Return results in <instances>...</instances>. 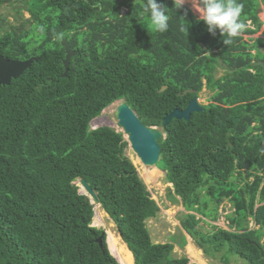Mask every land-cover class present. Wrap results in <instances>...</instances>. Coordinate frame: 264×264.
<instances>
[{
	"label": "trees",
	"instance_id": "obj_1",
	"mask_svg": "<svg viewBox=\"0 0 264 264\" xmlns=\"http://www.w3.org/2000/svg\"><path fill=\"white\" fill-rule=\"evenodd\" d=\"M157 2L168 7L165 33L150 26L146 0H0L15 10L14 22L0 14V55L34 58L0 85V264H121L77 179L95 191L134 264H195L173 252L187 235L223 264H264V67L255 63H264V39L242 37L259 29L260 1L238 0L253 28L231 45L184 5ZM63 39L74 51L66 75ZM204 87L201 111L162 125L193 97L184 90L201 96ZM118 99L164 133L156 167L186 211L169 242L150 237L146 220L160 207L123 133L90 128ZM225 199L228 228L210 222Z\"/></svg>",
	"mask_w": 264,
	"mask_h": 264
},
{
	"label": "rangeland",
	"instance_id": "obj_2",
	"mask_svg": "<svg viewBox=\"0 0 264 264\" xmlns=\"http://www.w3.org/2000/svg\"><path fill=\"white\" fill-rule=\"evenodd\" d=\"M259 1H260L259 17L261 19V24H260L259 29L253 34H242V37L249 42H253L256 40L258 42L259 39H264V1H261V0ZM183 5L187 9L191 10L192 13H194L199 18L200 14L199 12L196 11V7H198L197 0H184ZM21 13L23 17H28L29 15L28 12L25 10H23ZM0 14L2 16H5V18L9 22H14L15 10L12 8V6L3 4L0 7ZM247 26H249L250 28H253V25L250 22L248 23ZM222 74H223V71L220 69L216 72V76L218 77L221 76ZM205 91H206V88L204 87L203 92L200 93L201 96H199L198 98V101L201 103H206V100L203 98V94ZM113 104L114 103H111L110 105H108L106 109L110 106L112 107ZM117 105L113 108L114 110L117 108ZM104 109L97 117L91 120L90 128L92 129V128H97L100 126L112 127L115 130L122 132L124 134L125 140L128 142L126 133L123 131L122 127L118 125V122L115 118V115H114L115 111L112 113L110 110L107 111L106 109L105 110ZM125 152H126V155L131 159L133 163V159H134L133 157H136L138 155L133 151L129 143L125 149ZM148 167H151V166H148ZM136 169L138 171L137 167ZM157 169L158 171L156 170L155 180L152 183H148L139 171L138 173L140 177L143 179L144 183L146 184V187L148 191L150 192L151 197L157 202V204L160 207V211L156 217L146 220V226L149 230L150 237L153 242H156V243L163 242L164 243V242L170 241L171 235L179 234V232L181 231L179 217L181 216L183 212L185 213L186 211L180 203H177V202L173 203L169 200L168 192H169V189L172 190V184L167 182V180L165 179V172L163 170H160L159 168ZM73 183L77 185L80 193H84V194H87V196H89L87 191L81 185L80 179L75 180ZM90 201L94 203L95 205L98 204L97 202L93 200L92 197L90 198ZM232 211H233V208L231 206V203L227 199H225L218 206V219L216 221H210V220L209 221L212 224H216L224 228H228L227 227L228 223H227L225 216L226 214H230ZM94 215H95V210H94ZM101 218H102V221H101L102 225L100 224L95 227L104 229V232L106 233H107V230L110 229L118 236L119 234L117 232L115 222L112 220V218L106 212H105V215L103 214V216L101 214ZM249 222H250L249 224L253 226V222L251 218ZM92 225H93V221H92ZM204 227L208 228L207 225ZM173 252H174V255L176 256H181L183 254L187 255V257L190 260V263L223 264L221 263V261L218 260V258H215V257L209 258L205 256L202 250L196 246L194 241L188 235H187V244L183 248H180L178 245H175ZM228 264H242V261L241 260L236 261L235 258L232 257Z\"/></svg>",
	"mask_w": 264,
	"mask_h": 264
},
{
	"label": "water",
	"instance_id": "obj_3",
	"mask_svg": "<svg viewBox=\"0 0 264 264\" xmlns=\"http://www.w3.org/2000/svg\"><path fill=\"white\" fill-rule=\"evenodd\" d=\"M65 48L64 73L66 75L68 71V64L70 57L74 55V51L71 48L67 39L61 41ZM258 48H264V45H258ZM33 57L25 60H11L8 57L0 55V85L8 84L11 78L18 77L33 61ZM256 64H261L264 67V63L258 61ZM165 85L160 90H163ZM193 93V97L188 101L184 109L174 108L169 114H166L162 119V125L166 126L172 118L188 120L192 112H198L203 109V106L199 103V96L195 94L194 89H186L184 93ZM119 101L117 108L114 112L118 125L122 127L123 131L127 135V140L133 151L139 156L141 161L147 166H156L160 159V146L158 141L163 138L164 133L161 128L149 127L144 125L138 118L136 112L123 100L118 99L112 103ZM81 185L89 194V198L97 200V194L90 187V185L84 179H80ZM106 232H104L105 234ZM100 242L101 240L98 239ZM107 241V236H106Z\"/></svg>",
	"mask_w": 264,
	"mask_h": 264
},
{
	"label": "clouds",
	"instance_id": "obj_4",
	"mask_svg": "<svg viewBox=\"0 0 264 264\" xmlns=\"http://www.w3.org/2000/svg\"><path fill=\"white\" fill-rule=\"evenodd\" d=\"M183 3L184 0H173L176 8L182 7ZM197 4L199 19L204 22L212 35L215 36L219 31L224 37L225 45H231L247 27L245 21L241 19L244 5L238 0H197ZM167 10V5L158 3L157 0H146L143 13L149 17L150 26L154 31L159 33L168 31L170 17Z\"/></svg>",
	"mask_w": 264,
	"mask_h": 264
},
{
	"label": "bare ground",
	"instance_id": "obj_5",
	"mask_svg": "<svg viewBox=\"0 0 264 264\" xmlns=\"http://www.w3.org/2000/svg\"><path fill=\"white\" fill-rule=\"evenodd\" d=\"M118 103L119 102H116V103L113 104L112 107L110 106L107 109L106 108L105 109L107 111L110 110L113 113L116 110V109L114 110L113 108ZM133 158H134L133 159V163L136 165V167L138 168V171L141 173V175L144 177V179H146V181L148 183H152L155 180V177H156V170L158 171L157 167H155V166L148 167L147 165H145L141 161L139 156H136V157H133ZM94 210H95V215H94V218H93V225L94 226H97V225H100V224L102 225V223H101V221H102L101 214L103 216V214L105 215V212L100 207V204H97V205L94 204ZM106 234H107V242H108V245H109V249L112 252V254L115 255V257L118 259V261L121 264H134L133 255H132L131 251L129 250V248L127 247L126 243L121 239L120 235L117 236L110 229L107 230Z\"/></svg>",
	"mask_w": 264,
	"mask_h": 264
}]
</instances>
